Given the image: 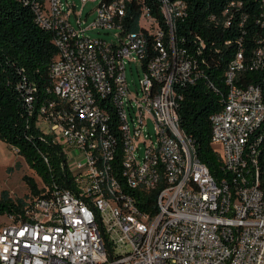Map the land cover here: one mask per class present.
Wrapping results in <instances>:
<instances>
[{
  "label": "built area",
  "instance_id": "1",
  "mask_svg": "<svg viewBox=\"0 0 264 264\" xmlns=\"http://www.w3.org/2000/svg\"><path fill=\"white\" fill-rule=\"evenodd\" d=\"M22 1L58 50L55 99L42 104L37 121L60 147L70 185L55 179L44 196L6 216L0 264H264L262 138H253L264 100L259 87L236 85L242 53L225 74L224 107L211 117L212 143L229 174L218 180L196 157L177 111L180 87L202 76L176 45L186 1L158 0L161 24L147 0H81L98 2L88 27L62 0ZM91 29L113 38H93ZM128 64L137 65L135 90Z\"/></svg>",
  "mask_w": 264,
  "mask_h": 264
},
{
  "label": "trees",
  "instance_id": "2",
  "mask_svg": "<svg viewBox=\"0 0 264 264\" xmlns=\"http://www.w3.org/2000/svg\"><path fill=\"white\" fill-rule=\"evenodd\" d=\"M147 1L163 24L158 0ZM184 1L188 12L176 23V45L194 60L202 76L180 87L177 111L196 157L221 180L229 174L212 143L211 117L224 107L229 89L225 74L239 53L245 67L238 73L236 85L259 87L264 100V0ZM132 28H137L135 23ZM58 55L53 33L37 24L31 5L22 0H0V141L17 150L42 181L40 187L34 178L25 177L28 198L44 196L45 186L55 179L70 185L66 178L62 181L65 173L60 147L43 137L36 126L42 104L55 99L50 69ZM31 90L34 102L30 105L26 99ZM259 137L262 140L256 146V156L264 189V122L253 135ZM152 195L157 196V192ZM141 200L146 208L145 198ZM24 205L25 200L15 202L3 191L0 217L17 213Z\"/></svg>",
  "mask_w": 264,
  "mask_h": 264
},
{
  "label": "rangeland",
  "instance_id": "3",
  "mask_svg": "<svg viewBox=\"0 0 264 264\" xmlns=\"http://www.w3.org/2000/svg\"><path fill=\"white\" fill-rule=\"evenodd\" d=\"M65 10L68 11L69 6L74 9L78 15L81 14V20L83 21L82 26H90L96 17V7L98 2H88L83 5L81 0H62ZM88 14V17H87ZM79 16L76 17L75 14L71 17V23L75 28H79L78 25ZM87 34L93 38H105L112 40L113 35L108 33L103 29H91ZM139 72H141V67L138 66ZM126 75L132 90L136 89V85L139 84V73L137 70V65L133 64L127 65ZM36 126L42 131H49L48 126L42 123V120L36 122ZM150 132L154 134L153 126L150 125ZM220 148L216 145V149ZM25 177H32L42 187V181L37 176V174L27 165L24 158L17 154L15 149L6 145L0 141V194L3 191H7L11 199L17 202L19 199L27 200L30 195L27 181ZM8 219L5 217H0V227L8 223Z\"/></svg>",
  "mask_w": 264,
  "mask_h": 264
}]
</instances>
